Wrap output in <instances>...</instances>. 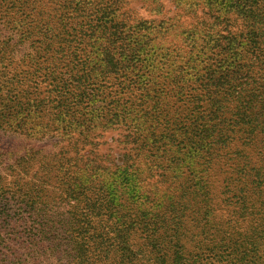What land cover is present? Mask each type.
Wrapping results in <instances>:
<instances>
[{
	"label": "trees",
	"instance_id": "obj_1",
	"mask_svg": "<svg viewBox=\"0 0 264 264\" xmlns=\"http://www.w3.org/2000/svg\"><path fill=\"white\" fill-rule=\"evenodd\" d=\"M126 2L0 0V264H264V0L188 43Z\"/></svg>",
	"mask_w": 264,
	"mask_h": 264
},
{
	"label": "rangeland",
	"instance_id": "obj_2",
	"mask_svg": "<svg viewBox=\"0 0 264 264\" xmlns=\"http://www.w3.org/2000/svg\"><path fill=\"white\" fill-rule=\"evenodd\" d=\"M126 8L132 18L145 19L143 24L138 26L133 23L132 29L137 38H153L152 41L155 43L172 41L188 43L196 38H213L214 36L213 29H208L215 17L213 12L204 5V0H127ZM240 22L239 20L237 24L239 25ZM155 50L158 51V48H153L152 52L154 53ZM120 136L117 129L103 131L97 136L96 140H99V143L94 147L97 156L106 159L107 163H112L114 160L120 162L122 158ZM15 140H17L16 143H13ZM21 142L28 143L31 140L25 135L0 132V147L4 149H10L12 146H14L12 149L16 148ZM212 263L233 264L234 262L221 259Z\"/></svg>",
	"mask_w": 264,
	"mask_h": 264
}]
</instances>
